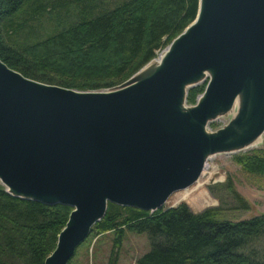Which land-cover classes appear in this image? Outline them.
Masks as SVG:
<instances>
[{
  "label": "water",
  "instance_id": "1",
  "mask_svg": "<svg viewBox=\"0 0 264 264\" xmlns=\"http://www.w3.org/2000/svg\"><path fill=\"white\" fill-rule=\"evenodd\" d=\"M169 47L151 74L137 76L147 64L102 91L35 81L0 60V183L14 197L73 209L45 264H69L109 203L155 212L198 182L209 155L264 134V0H200ZM205 72V91L188 106ZM239 97L237 118L209 133Z\"/></svg>",
  "mask_w": 264,
  "mask_h": 264
},
{
  "label": "trees",
  "instance_id": "2",
  "mask_svg": "<svg viewBox=\"0 0 264 264\" xmlns=\"http://www.w3.org/2000/svg\"><path fill=\"white\" fill-rule=\"evenodd\" d=\"M53 1L0 0V60L35 81L102 91L123 85L156 59L195 21L200 0H119L110 8L74 0L79 17L70 22ZM47 15L58 18L56 28L35 36ZM207 83L189 89L188 105H196ZM234 160L264 176V150ZM220 186L245 204L230 181ZM215 188H209L213 195ZM72 211L14 197L0 185V264H45ZM218 216L219 208L194 212L186 203L155 212L109 203L83 243L113 234L107 264H119L127 232L149 236L151 249L138 264H264V215L239 222Z\"/></svg>",
  "mask_w": 264,
  "mask_h": 264
},
{
  "label": "rangeland",
  "instance_id": "3",
  "mask_svg": "<svg viewBox=\"0 0 264 264\" xmlns=\"http://www.w3.org/2000/svg\"><path fill=\"white\" fill-rule=\"evenodd\" d=\"M73 1L74 0H54V11L61 8L62 12L60 16L63 17V20L69 22L76 20L79 17L78 8L74 6ZM118 1L119 0H106V2L102 4L101 0H96L95 4L99 6L102 5L101 8H110L118 3ZM88 6L89 5H86L85 7L87 8ZM67 13L68 17L65 18ZM57 22L58 18L56 16L51 19L50 16L47 15L44 17L43 27H36L37 32L35 36L41 37L48 34L51 29L56 28ZM237 116V110H231L221 114L219 118L209 121L207 131L216 134L229 126ZM263 150L264 134L262 135V143L257 147L235 153H219L214 155L206 162L207 167L204 169L198 182L187 189L177 191L163 208L167 209L178 206L181 203H186L194 212H201L208 208H219V220H228L232 222L249 220L264 215V176L246 172L234 160V157L237 155ZM229 181L233 190L242 196L245 204L235 200L227 189L220 186L226 185ZM210 187H216V195L210 192ZM185 192H187L188 198L183 199ZM179 196L181 197L178 199ZM204 201H207L208 204H203ZM113 240V234H106L96 238L90 237L86 243H83L77 248L74 257L71 259V264H107L113 248ZM150 249L151 242L147 234L127 232L123 246L119 250V264H138V259Z\"/></svg>",
  "mask_w": 264,
  "mask_h": 264
},
{
  "label": "bare ground",
  "instance_id": "4",
  "mask_svg": "<svg viewBox=\"0 0 264 264\" xmlns=\"http://www.w3.org/2000/svg\"><path fill=\"white\" fill-rule=\"evenodd\" d=\"M169 49H170V47L167 48V49H165L164 51H162V52L159 54V56H158L156 59H154L150 64H148V65H147L142 71H140V72L137 74V76H138V75L147 76V75L151 74L155 69H157L158 67H160V66L163 64V62H164V60H165V57H166V54H167V52L169 51ZM209 77H210V73H209V72H205V73L203 74V76L198 80V81H199L198 83H202V82H204L205 80H208ZM198 83H197V84H198ZM241 104H242V98L239 97V98H237V99L235 100V102H234V104H233V106H232V110H233V111H234V110H237V112H239V110H240V108H241V106H242ZM218 118H219V116H218ZM261 143H262V136H260L259 138H257L256 140H254L253 142H251L250 144H248L247 146L242 147V148H239V149H237V150H233V151H231V152H238V151H241V150L251 149V148H254V147L259 146ZM213 156H214V155H209L207 161H208L211 157H213ZM206 167H207V163L205 164V168H206ZM180 197H181V196H179L178 199H179ZM186 198H188V194H187V192H185V196H183V199H186ZM203 204L207 205L208 202H207V201H206V202L204 201Z\"/></svg>",
  "mask_w": 264,
  "mask_h": 264
}]
</instances>
